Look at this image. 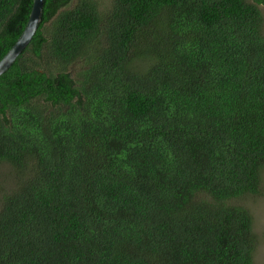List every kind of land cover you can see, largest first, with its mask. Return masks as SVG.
I'll return each instance as SVG.
<instances>
[{
  "label": "trees",
  "instance_id": "trees-1",
  "mask_svg": "<svg viewBox=\"0 0 264 264\" xmlns=\"http://www.w3.org/2000/svg\"><path fill=\"white\" fill-rule=\"evenodd\" d=\"M33 0H0V60ZM0 264H255L264 0H45L0 75Z\"/></svg>",
  "mask_w": 264,
  "mask_h": 264
},
{
  "label": "rangeland",
  "instance_id": "rangeland-1",
  "mask_svg": "<svg viewBox=\"0 0 264 264\" xmlns=\"http://www.w3.org/2000/svg\"><path fill=\"white\" fill-rule=\"evenodd\" d=\"M104 1V0H103ZM15 176L9 164L0 165V185L14 183ZM7 181V182H6ZM251 211L254 219V232L257 235V246L254 251L255 264H264V182L260 195L248 196L243 202Z\"/></svg>",
  "mask_w": 264,
  "mask_h": 264
},
{
  "label": "water",
  "instance_id": "water-1",
  "mask_svg": "<svg viewBox=\"0 0 264 264\" xmlns=\"http://www.w3.org/2000/svg\"><path fill=\"white\" fill-rule=\"evenodd\" d=\"M44 2L45 0H33L32 10L24 30L14 45L0 60V75L12 66L20 53L32 40L42 20Z\"/></svg>",
  "mask_w": 264,
  "mask_h": 264
}]
</instances>
